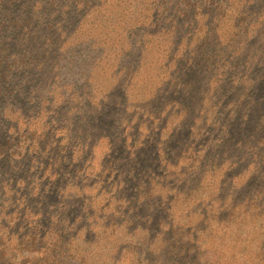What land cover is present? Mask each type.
I'll return each mask as SVG.
<instances>
[{"label":"trees","instance_id":"obj_1","mask_svg":"<svg viewBox=\"0 0 264 264\" xmlns=\"http://www.w3.org/2000/svg\"><path fill=\"white\" fill-rule=\"evenodd\" d=\"M156 1L134 0L133 6ZM241 5L231 4L217 25L208 28L214 31L212 38L205 36L210 31L199 29L203 35L194 43L200 45L199 51L214 39L229 48L242 43L232 59L221 55L217 70L211 69L213 63L205 65L201 78L217 88L213 96L231 95L229 104L239 106V114L252 109L263 126L264 7L254 13L262 18L254 21L252 11ZM175 24L174 18L166 19L167 31L162 32L164 25L158 29L159 40L169 49L176 44ZM185 37L180 36L186 42ZM178 47L181 52L188 50ZM191 58L180 60L177 67L183 69L174 72L176 78L184 75ZM198 67L190 62L184 78L189 79ZM101 73L94 77L91 96L60 113L65 122L71 118V124L59 133L34 123L38 116L51 120L44 114L54 111H46V106L25 114L27 131L17 133L14 127L0 131V180L24 187L19 190L26 189L39 200L54 192L60 197L54 211L68 209L70 219L63 229L53 224L44 232L31 223L30 235L12 248L0 240V264H234V260L264 264V162L262 170L252 165L251 173L244 175L248 181L256 176L260 180L255 188H248L252 195L220 206L221 190L233 189L228 184L234 181L226 179L234 147L220 136L232 130L235 116L227 121L231 127L215 121L204 124L200 117L189 121L186 108L169 113L167 105L157 110L139 101L133 102L135 118L125 119L121 110L127 99L132 100V75ZM125 79L130 95L122 89ZM71 113L76 114L69 118ZM204 129L215 133V141L190 145L192 138L204 139ZM261 130L244 137L251 135L245 144L252 152L257 151L256 144L264 151ZM254 135L259 139L252 140ZM164 148L168 156L163 155ZM205 154L217 163L204 165ZM198 166L202 170L192 173ZM245 183L252 187L251 180Z\"/></svg>","mask_w":264,"mask_h":264},{"label":"rangeland","instance_id":"obj_2","mask_svg":"<svg viewBox=\"0 0 264 264\" xmlns=\"http://www.w3.org/2000/svg\"><path fill=\"white\" fill-rule=\"evenodd\" d=\"M133 2L0 0V131L13 127L17 133L27 131L28 126L22 119L25 114L42 111L46 106V111H54L44 114L51 116V120L45 121L38 116L34 117V123L57 134L71 124L70 117L76 114L71 113L65 122L60 118L64 115L60 113L68 111L76 100L91 96L94 77L100 76L101 71L115 77L129 74L134 87L130 91L132 100L127 99L122 106L125 119L135 118L132 111L137 110L133 108L136 104L133 102L139 101L149 102L157 110L167 105L169 113L186 108L189 121L200 117L204 124L215 121L231 127L227 121L235 116L232 130L220 136L221 141H227L234 147L228 156L231 168L226 175V179H234L228 184L233 189L225 187L221 190L220 206L232 200L247 199L246 196L252 195L248 188H255L260 180L257 176L250 178L249 186L252 187H248L245 182L249 181L244 175L251 173L249 167L252 165L262 166L264 151H260L259 144H256L257 151L252 152L245 144L251 135L244 137L262 128L258 135L262 134L264 139V125L256 121L252 109L239 114V106L229 104L231 95L222 93L225 96L220 99L216 97L218 95L213 96L211 92H218L217 88L201 78L205 65L213 63L211 69L217 70L221 55L230 58L237 55V48L242 43L229 48V45L214 39L206 49L202 45L199 51L200 45L194 43V38L202 36L205 30L210 31L205 36L212 38L214 31L208 28L217 25V19L230 9L231 4H245L247 11H252L251 18L257 21L262 16L255 17L254 13L264 7V0H157L155 4L141 3L138 8L133 6ZM136 11L147 14L138 15ZM172 18L176 21L177 30L172 41L176 44L169 49L157 35L161 25L165 26L162 32L167 31L166 19ZM201 28L203 30L198 33ZM181 34L186 35V42L180 38ZM179 45L186 46L188 50L181 52ZM175 52L185 58H176ZM187 57H192L188 66L192 61L199 64L198 71L185 79L186 65L184 75L176 78L174 72L179 70L181 73L183 69L177 67L178 63ZM127 81L123 82L122 89L130 95ZM201 134L204 139L199 136L192 138L190 145L197 147L196 141L204 144L205 139H216L215 133L209 130L204 129ZM258 135H254L252 140L259 139ZM162 151H165V156L170 153L166 148ZM203 163L209 167L217 162L205 154ZM196 170H202V166L192 169V173ZM203 182L206 183L205 179ZM238 187L240 191L236 192ZM20 188L24 187L0 180V240L9 242V248L30 235L31 223L44 232L53 224L57 229H63L62 226L70 222L68 209L58 206L60 208L54 211L53 206L60 198L54 192L44 194L39 200ZM227 197L231 199L225 200Z\"/></svg>","mask_w":264,"mask_h":264}]
</instances>
